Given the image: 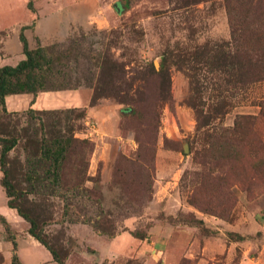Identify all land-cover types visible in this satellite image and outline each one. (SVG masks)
Instances as JSON below:
<instances>
[{
  "label": "rangeland",
  "instance_id": "374dc122",
  "mask_svg": "<svg viewBox=\"0 0 264 264\" xmlns=\"http://www.w3.org/2000/svg\"><path fill=\"white\" fill-rule=\"evenodd\" d=\"M25 1L29 11L37 8L40 2ZM185 1L194 0H126L114 27L102 28L93 23L73 25L72 30L67 29L62 38L47 39L43 44L40 42L41 45L58 43L60 49H71L68 65L74 69L73 77L79 79L80 85L76 89H84L89 95L85 107H76L84 108L86 114L83 120L77 121L82 123V127L75 136L90 143L88 174L93 181H87L86 185L98 189L101 198H85L78 205L83 206L89 215L101 209L103 217L112 220L117 230L109 237L98 234L89 224L68 223L61 216L62 201L49 198L50 205L46 207L49 216L45 217L42 226L51 245L56 249L63 245V251L57 250L65 255L66 264H165V258L163 260V257L155 255L156 248L165 251V247L169 248V252L173 250L172 254L174 250L178 253L177 258L166 261V264H198V257L183 256L186 240L200 239L201 246L204 240L213 236H219L224 245L229 240L240 241L244 236L229 231L228 227L234 224L229 223L235 222L239 216H246L249 220L254 217L258 221L264 218V175L249 159H241L240 164L233 167L238 179H231V194L224 193L228 200L224 212L227 220L202 213L188 202L195 185L192 182L194 173L202 170V166L193 159L195 149L203 144L200 139L202 132H196L198 118L202 124L209 122L211 127L217 128L232 127L239 116H251L256 123L253 133L264 140V122L260 113L264 104V79L238 90L219 84V89L201 92L194 89L193 79L186 69L164 64L163 54L169 57L168 51L192 49L207 41L230 37L223 0H196L187 8L181 7ZM28 2H31L30 7ZM262 4L260 8L263 11L264 2ZM16 5L11 13L4 9L8 12L3 14L7 19H3L0 12V26L10 28L11 24L29 18L28 13L32 12H23L21 5ZM35 37L32 34L31 48L39 43ZM9 47L17 48L14 36ZM17 58L20 54L14 52L6 58L5 64L16 65L21 60ZM98 60L101 65L96 64ZM151 64L154 72L150 70ZM160 80L167 81L164 90L159 88ZM90 81L92 84H89ZM99 83L107 90L102 94L96 93V104L91 105L94 88ZM111 84L119 95L110 89ZM214 94H220L226 103L221 105V98ZM120 95L127 101L120 100ZM162 97H167V100L161 101L157 107L155 103ZM130 99L136 100L137 104L127 103ZM101 103L117 105L118 111L128 106L137 108L139 118L119 113V120L102 123L96 116H88V107ZM64 108L75 107L52 109ZM10 112L0 117V135L3 138L18 137V143L9 155L23 159L24 139L20 135L33 119L27 114V109ZM142 120L148 124H142ZM139 123L142 124L141 129ZM128 130L132 132L129 138L125 137ZM139 133L142 140H151L150 144L156 140L155 146L152 145L155 147L154 154L149 148H140ZM120 154L137 161L139 166L141 163V169H135L125 178L119 173L113 176ZM173 165L174 170L171 169ZM257 165L264 168V162ZM149 176H154L151 189H148ZM76 211L77 208L73 207L72 213ZM204 216L206 219L202 225L196 222L197 217L204 219ZM244 227L245 231L249 229L247 224H239L236 228ZM185 228L189 229V233L186 238H181L180 231ZM256 228L251 229L252 233L261 235ZM7 233L6 237L11 231ZM134 233L146 237L139 238ZM236 248L234 252L238 250ZM197 251L196 247L195 253ZM225 253H217L213 260L204 264L233 263V258L226 259Z\"/></svg>",
  "mask_w": 264,
  "mask_h": 264
},
{
  "label": "trees",
  "instance_id": "16d2710c",
  "mask_svg": "<svg viewBox=\"0 0 264 264\" xmlns=\"http://www.w3.org/2000/svg\"><path fill=\"white\" fill-rule=\"evenodd\" d=\"M196 2L185 1L181 7L187 8ZM263 2L264 0H223L230 26L229 39L207 41L192 49L173 53L168 51L169 57L163 54V63L186 69L188 76L193 79L194 89L201 92L205 89H219V84L238 90L249 83L264 79V10L260 8ZM30 3L28 2L29 7ZM23 30L24 27H21L19 39L25 57L16 65L0 66V117L11 114L5 106V97L9 94L32 93L36 96L41 91L76 89L80 85L79 79L73 77L74 69L68 65L71 49H60L58 43L41 45L40 42L31 48ZM96 64L101 65L100 60ZM151 67L150 70L154 72L153 64ZM159 75L163 77L162 74ZM89 84H92L91 81ZM165 85L167 81L165 83L160 80L159 88L164 90ZM115 88L111 84L110 89L119 95ZM105 90L107 88L102 85L100 87L99 83L94 88L90 104H96V93L102 94ZM214 96L221 98L220 94ZM119 98L123 102L127 101L121 95ZM162 98L156 101L157 107L161 101L167 100V97ZM127 103L136 105L137 101L130 99ZM224 103L226 100L221 98V105ZM119 113L133 114L135 118H139L138 109H132L130 106L122 107ZM260 113L261 121L264 122V104ZM27 114L33 120L22 129L20 135V138L24 139L23 159L9 155L17 145L18 137L3 138L0 135V186L8 197L7 205L14 208L28 223L29 234L49 251L52 261L66 264L65 255L57 250L63 251V245L57 249L51 245L42 226L49 216L46 209L50 205L49 198L62 201L61 216L68 223L89 224L98 234L109 237L117 230L112 220L103 217L104 212L101 209L89 215L83 206L78 205L79 201L85 198H101L98 189L86 185L87 181H93L88 174L90 143L85 138L75 136L77 130L82 127V123L78 122L84 119L85 109L28 107ZM144 122L142 120V124ZM142 124L139 123L140 129ZM253 131H256V123L247 115L239 116L232 127L217 128L211 127L209 122L202 124L198 118L196 132H202L200 139L203 144L195 149L193 159L202 166V170L194 173L192 182L195 185L188 202L202 213L227 220L224 212L228 200L224 193L226 191L231 194V179H238L233 167L239 165L241 159L255 162L256 169L260 170L258 172L264 175V168L257 165L264 162V140ZM129 133L132 132L128 130L125 137L129 138ZM139 135L140 148H149L154 154L156 140L150 144L151 140L144 141L140 133ZM132 139L134 140V137ZM137 157L140 159L139 155ZM139 167L141 169V163L139 166L137 161H131L125 154H120L113 176L119 173L125 178L128 173H134ZM153 178L150 177L148 181V189L152 187ZM73 207L77 208V213H72ZM195 220L201 225L204 222L202 217ZM0 221L4 223L6 231H9L7 221L3 217H0ZM134 236L146 237L138 233H134ZM7 237L12 240L13 249H16L12 231ZM1 260L0 254V262ZM13 264H19L16 255L13 257Z\"/></svg>",
  "mask_w": 264,
  "mask_h": 264
},
{
  "label": "crops",
  "instance_id": "0c3cea01",
  "mask_svg": "<svg viewBox=\"0 0 264 264\" xmlns=\"http://www.w3.org/2000/svg\"><path fill=\"white\" fill-rule=\"evenodd\" d=\"M124 3H126V0H40L38 7L34 8L33 11H29L25 0H0V12L3 19H7V16L3 14L15 11L16 4L21 5L23 12H32L28 13L27 16L29 18L19 20L17 24H11L10 28H4V25L0 26V32H3L0 38V66L8 65L5 64L6 58L14 52L20 54V58L17 59H23L24 53L19 39L21 27H24L23 33L29 46L31 45L32 34L36 35L35 38L43 44L47 39L62 38L67 34L68 30H72L73 25L93 23L102 28L116 26L120 16L119 12L123 9ZM4 9H8V12H5ZM30 15L32 18H30ZM0 21L2 20L0 19ZM12 36L17 40V48L9 47ZM88 97L89 95L84 89L41 91L36 96L32 93H17L9 94L5 97V106L8 111H19L28 107L35 109L85 107L84 104L89 100ZM116 110L118 111L117 105L108 106L101 103L88 107L87 112L88 116H96L103 123L108 120L110 122L119 120ZM174 166L171 169L173 168L174 170ZM6 203V194L0 186V217L7 221L16 242V249H13L12 240L5 236L7 231L0 222V254L2 256L0 264H13L14 255L17 256L19 264H58L52 261L49 251L29 234L28 223L17 214L14 208H9ZM205 219L206 216H204ZM229 224L232 225L228 227V230L244 236L242 240H229L226 246V244L222 243L219 236H213V238L204 240L201 246L199 245L200 239L190 238L185 242L186 246L183 256L187 258L196 256L195 258L198 257L199 260L198 264H204L213 260L217 253L226 252V259L233 258V263L231 264H264V218L258 221L254 217L249 220L246 216H239L235 222L233 221ZM239 224H247L249 229L246 231L245 227L237 229L236 227ZM256 226L257 231L261 232L259 236H256V233L251 231ZM180 232L181 238H186L189 229L185 228ZM196 247L198 251L195 253ZM235 248L238 249L236 252L233 251ZM155 251V255L159 256H157L158 258L163 257V260L165 258V264L166 261L171 262L178 256L175 250L173 254V250L169 252L168 247H165V251L157 248Z\"/></svg>",
  "mask_w": 264,
  "mask_h": 264
},
{
  "label": "built area",
  "instance_id": "2783aa9c",
  "mask_svg": "<svg viewBox=\"0 0 264 264\" xmlns=\"http://www.w3.org/2000/svg\"><path fill=\"white\" fill-rule=\"evenodd\" d=\"M92 128L95 129V128L93 127V125H92Z\"/></svg>",
  "mask_w": 264,
  "mask_h": 264
}]
</instances>
